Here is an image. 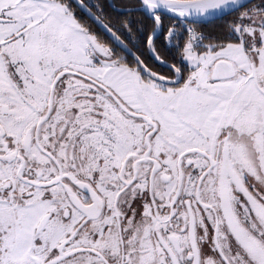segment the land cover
<instances>
[{"label": "snow or ice", "instance_id": "1", "mask_svg": "<svg viewBox=\"0 0 264 264\" xmlns=\"http://www.w3.org/2000/svg\"><path fill=\"white\" fill-rule=\"evenodd\" d=\"M0 264H264V0H0Z\"/></svg>", "mask_w": 264, "mask_h": 264}]
</instances>
